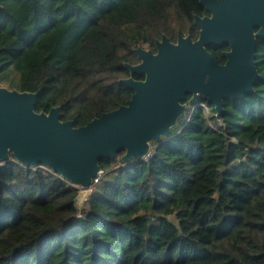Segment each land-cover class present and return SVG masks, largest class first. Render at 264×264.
<instances>
[{"label":"trees","instance_id":"obj_1","mask_svg":"<svg viewBox=\"0 0 264 264\" xmlns=\"http://www.w3.org/2000/svg\"><path fill=\"white\" fill-rule=\"evenodd\" d=\"M200 0H26L0 19V83L41 90L85 125L131 98L139 46L199 36ZM261 77L243 97L188 94L187 112L145 160L124 150L79 211V189L51 167L0 171V264H264V37ZM220 63L229 45L210 46ZM143 78L142 76H135Z\"/></svg>","mask_w":264,"mask_h":264},{"label":"water","instance_id":"obj_2","mask_svg":"<svg viewBox=\"0 0 264 264\" xmlns=\"http://www.w3.org/2000/svg\"><path fill=\"white\" fill-rule=\"evenodd\" d=\"M209 14L195 16L199 36L167 35L157 51L139 46L140 62L126 63L130 76L120 82L132 91L126 104L85 125L62 119L61 106L37 111L41 90L22 91L0 83V171L15 160L51 167L86 192L102 173L100 161L124 150L122 160H145L153 143L167 136L187 112L188 94L203 96L222 114L224 99L243 97L261 77L258 38L264 37V0H200ZM229 45L220 63L210 46ZM135 75L143 76L136 78Z\"/></svg>","mask_w":264,"mask_h":264},{"label":"flooded vegetation","instance_id":"obj_3","mask_svg":"<svg viewBox=\"0 0 264 264\" xmlns=\"http://www.w3.org/2000/svg\"><path fill=\"white\" fill-rule=\"evenodd\" d=\"M25 1L26 0H0V19H2V17H7L10 19L12 17L13 8L23 6L25 4ZM135 76H139V75H135Z\"/></svg>","mask_w":264,"mask_h":264},{"label":"rangeland","instance_id":"obj_4","mask_svg":"<svg viewBox=\"0 0 264 264\" xmlns=\"http://www.w3.org/2000/svg\"><path fill=\"white\" fill-rule=\"evenodd\" d=\"M145 48H146V47H145ZM1 84L4 85V86H7V85H5V84H3V83H1ZM184 116H185V115H184ZM184 116H182L181 119L184 118ZM181 119H180V120H181ZM180 120H179V121H180ZM178 123H179V122H178ZM177 125H178V124H177ZM175 127H176V126H175ZM90 191H91V190H89V191L86 192V199H85V201L87 200V198H88V196H89V194H90ZM85 201H84V202H85Z\"/></svg>","mask_w":264,"mask_h":264},{"label":"built area","instance_id":"obj_5","mask_svg":"<svg viewBox=\"0 0 264 264\" xmlns=\"http://www.w3.org/2000/svg\"><path fill=\"white\" fill-rule=\"evenodd\" d=\"M152 154H153V148H152V151L150 152V154L146 157V159H148ZM98 179H99V178H97V179L95 180V182H97ZM74 185H75V186H78L77 184H74ZM90 190H92V189H90Z\"/></svg>","mask_w":264,"mask_h":264}]
</instances>
